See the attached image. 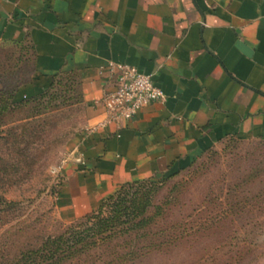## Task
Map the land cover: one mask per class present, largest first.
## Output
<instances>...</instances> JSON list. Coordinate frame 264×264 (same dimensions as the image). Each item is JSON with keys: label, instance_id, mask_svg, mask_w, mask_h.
<instances>
[{"label": "crops", "instance_id": "crops-1", "mask_svg": "<svg viewBox=\"0 0 264 264\" xmlns=\"http://www.w3.org/2000/svg\"><path fill=\"white\" fill-rule=\"evenodd\" d=\"M0 40L33 51L37 84L76 76L86 128L105 117L111 60L167 94L130 120L77 131L62 169L67 219L225 139H264V0H0Z\"/></svg>", "mask_w": 264, "mask_h": 264}, {"label": "rangeland", "instance_id": "rangeland-1", "mask_svg": "<svg viewBox=\"0 0 264 264\" xmlns=\"http://www.w3.org/2000/svg\"><path fill=\"white\" fill-rule=\"evenodd\" d=\"M33 56L26 44L0 40V88H17L18 99L44 92L48 84H37L33 78ZM60 81L62 84L51 90L50 103L47 100L38 106L36 103L24 106L14 115L17 121L4 127L7 130L23 123L19 119L29 114H42L24 135L19 134L20 129L18 134L8 131L0 140V193L19 202L11 221L0 225V246L1 242H7L6 250L10 253H15L23 244H38L80 218L66 217V206L61 201L65 177L58 168L70 158L68 149L77 131L86 129L87 110L77 78L62 75ZM261 168H264V139L233 137L170 171L150 176L164 179L178 171L157 199L167 196L170 184L179 183L180 204L172 218L192 219L198 215L196 218L207 225L202 234L177 250L172 258L154 256L140 264H182L183 261L264 264V202L254 201L251 212L230 215L220 222L216 220L221 204L229 202L228 193L233 187L237 189L234 194L238 195L236 200L231 197L233 203L245 201L247 196L251 198L264 187L261 178L253 184L245 178ZM208 206L212 211H208ZM203 208L208 209L202 215L197 214Z\"/></svg>", "mask_w": 264, "mask_h": 264}, {"label": "trees", "instance_id": "trees-1", "mask_svg": "<svg viewBox=\"0 0 264 264\" xmlns=\"http://www.w3.org/2000/svg\"><path fill=\"white\" fill-rule=\"evenodd\" d=\"M62 75L76 78L74 74H55L44 92L25 99L17 98V88H0V140L8 131L18 134L20 129L19 134L26 133L42 114H29L19 119L23 123L7 130L4 127L17 121L14 115L24 106L30 103L38 106L47 100L50 103L51 90L58 83L62 84ZM178 173H170L164 179L149 177L124 183L96 209L74 220L60 233L46 236L38 244L17 246L15 253L6 250L7 242H1L0 264H140L154 256L172 258L177 250L202 234L207 225L196 218L198 215L192 218L194 214L192 219L187 216L172 218L174 209L180 204L179 183L170 184L167 196L157 199L162 188ZM245 178L247 183L253 184L258 178L264 182V168L251 171ZM235 190L233 187L229 191V202L221 204L222 209L216 213L217 222L230 215L251 212L250 208H255L254 201L264 202V187L239 203L231 202V197L236 200L238 196ZM18 205V201L0 193V225L11 221ZM210 208L208 211H212ZM206 209H199L197 214L202 215ZM12 245L16 247L15 242ZM182 264L188 263L183 261Z\"/></svg>", "mask_w": 264, "mask_h": 264}, {"label": "built area", "instance_id": "built-area-1", "mask_svg": "<svg viewBox=\"0 0 264 264\" xmlns=\"http://www.w3.org/2000/svg\"><path fill=\"white\" fill-rule=\"evenodd\" d=\"M101 75L107 83L99 101L104 107L105 117L98 125L87 127L89 133L111 122L130 120L147 105L167 100V94L155 83L153 76L134 65L111 60L101 70ZM67 160L69 158L58 168L59 171Z\"/></svg>", "mask_w": 264, "mask_h": 264}, {"label": "water", "instance_id": "water-1", "mask_svg": "<svg viewBox=\"0 0 264 264\" xmlns=\"http://www.w3.org/2000/svg\"><path fill=\"white\" fill-rule=\"evenodd\" d=\"M78 155H79V151L78 150H75L74 153H73V155H72V157L75 158V157H78Z\"/></svg>", "mask_w": 264, "mask_h": 264}]
</instances>
